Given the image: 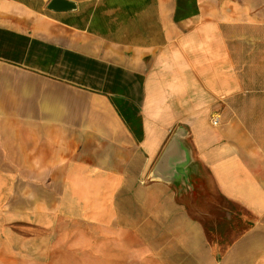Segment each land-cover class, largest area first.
<instances>
[{"label":"crops","instance_id":"0c3cea01","mask_svg":"<svg viewBox=\"0 0 264 264\" xmlns=\"http://www.w3.org/2000/svg\"><path fill=\"white\" fill-rule=\"evenodd\" d=\"M49 1L0 0V264H264V0Z\"/></svg>","mask_w":264,"mask_h":264},{"label":"rangeland","instance_id":"374dc122","mask_svg":"<svg viewBox=\"0 0 264 264\" xmlns=\"http://www.w3.org/2000/svg\"><path fill=\"white\" fill-rule=\"evenodd\" d=\"M211 199L200 202L192 209V214L198 218L206 229L210 242L222 251L228 242L248 226L252 219L248 210L240 204H233L212 189Z\"/></svg>","mask_w":264,"mask_h":264},{"label":"water","instance_id":"95a60500","mask_svg":"<svg viewBox=\"0 0 264 264\" xmlns=\"http://www.w3.org/2000/svg\"><path fill=\"white\" fill-rule=\"evenodd\" d=\"M73 7H74V5L72 2L64 1V0H50L47 4V8L51 9L53 11H59L60 9L70 10ZM176 135H177V133L174 136H176ZM163 161H164V157H163V159H161L160 164ZM157 168H160V165Z\"/></svg>","mask_w":264,"mask_h":264},{"label":"built area","instance_id":"2783aa9c","mask_svg":"<svg viewBox=\"0 0 264 264\" xmlns=\"http://www.w3.org/2000/svg\"><path fill=\"white\" fill-rule=\"evenodd\" d=\"M218 113H213L211 116V123L212 125H217L218 124Z\"/></svg>","mask_w":264,"mask_h":264}]
</instances>
